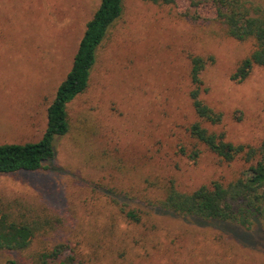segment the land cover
I'll use <instances>...</instances> for the list:
<instances>
[{
  "label": "rangeland",
  "instance_id": "obj_1",
  "mask_svg": "<svg viewBox=\"0 0 264 264\" xmlns=\"http://www.w3.org/2000/svg\"><path fill=\"white\" fill-rule=\"evenodd\" d=\"M100 1L0 0V145L41 139L47 107ZM250 1L264 8V0ZM122 3L86 91L67 106L70 128L55 138L54 157L38 171L0 175L1 209L48 217L58 229L24 251L0 249V263L28 264L63 240L83 264H264V214L245 228L157 205L172 182L191 191L227 182L243 167L221 162L189 136L197 120L191 55L213 57L201 72L207 91L200 98L223 114L221 125H203L232 143L257 146L264 138V68L254 66L242 82L230 79L252 41L227 36L217 22L181 17L185 0ZM195 145L201 153L193 161ZM120 208L134 209L140 221Z\"/></svg>",
  "mask_w": 264,
  "mask_h": 264
},
{
  "label": "trees",
  "instance_id": "obj_2",
  "mask_svg": "<svg viewBox=\"0 0 264 264\" xmlns=\"http://www.w3.org/2000/svg\"><path fill=\"white\" fill-rule=\"evenodd\" d=\"M159 4H175L177 0H148ZM187 9L179 12L192 22L213 21L224 28L227 36L238 41H252L251 52L241 59L230 75L235 82L244 81L254 66L264 68V8L250 0H185ZM123 12L122 0H101L87 21L84 34L73 57L70 70L58 86L53 101L47 107L45 131L38 141L4 143L0 145V175L16 171H38L42 164L55 155L53 142L57 136L66 134L70 128L67 106L76 96L84 93L89 85L91 69L95 63L99 45L109 27ZM208 13L211 16H203ZM213 57L190 56L189 98L197 120L188 127L190 138L213 153L221 162L240 160V173L224 182L211 180L191 191H181L174 183L169 184L163 196L157 200L160 208L182 216L207 220L229 221L249 228L253 220L264 214V138L257 145L232 143L223 131L209 130L208 126L221 125L223 114L208 106L201 98L207 91L201 79L204 67ZM238 113V112H237ZM236 119H240V112ZM185 153V149H181ZM183 153V154H184ZM201 151L195 145L188 157L196 161ZM127 218L135 222L140 216L134 209L124 210ZM48 217L36 216L31 220L22 218L14 211L0 208V249L24 251L40 236L56 231ZM69 244L61 240L51 248H43L33 255L28 264H83L69 251ZM0 264H18L7 260Z\"/></svg>",
  "mask_w": 264,
  "mask_h": 264
}]
</instances>
